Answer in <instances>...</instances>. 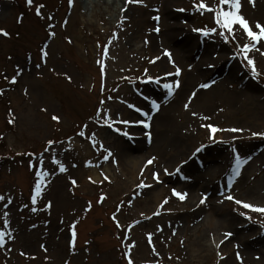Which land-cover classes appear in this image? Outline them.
<instances>
[{
	"label": "rangeland",
	"instance_id": "374dc122",
	"mask_svg": "<svg viewBox=\"0 0 264 264\" xmlns=\"http://www.w3.org/2000/svg\"><path fill=\"white\" fill-rule=\"evenodd\" d=\"M216 2L218 0H206L209 5ZM121 3L116 7L114 0H74L70 6L69 0H33L34 5L29 7L26 0H0V29L10 33L8 38L0 36V89L4 90L0 95V136L3 137L0 139V195L6 197L0 202V230H4L2 213L8 211L11 224L7 230L12 233L5 237L6 246L0 247V264H128L123 260L122 250L133 242L135 247L130 248L133 264H228V260L240 264L237 252L243 264H264V227H261L264 216L225 200L222 191L212 195L203 189L198 184L205 182L201 179L205 178L204 169L199 170L194 162L181 169L189 179L180 181L179 175L163 173L164 167L173 172L178 164L189 160L196 148L213 144L209 139L210 129L202 124L243 129L242 132L215 134L216 139L224 142L208 148L207 154L202 156L207 167L205 174H215L213 182L229 174L235 167L231 149H238L241 159H247V163L241 165L244 177L235 189L224 193L264 206V137L252 135V132H264V41L257 45L260 51L254 49L249 53L260 73L259 77H253L242 55L231 58L235 55L236 41L225 43L219 36L204 38L192 31L194 27L215 28L216 25L210 13L193 14L191 0H177L172 4L177 19H169L191 37L194 50L191 52L189 48L190 53L177 52L173 43L163 41L161 33L152 30L159 26L160 20L152 21L147 35L143 31L134 36L137 30L133 22L149 10V3L144 0L146 7L132 3L124 7L126 11ZM241 3V12L250 25L254 26L257 21L264 24V0H256L255 7L247 0ZM40 4L45 5L44 18L35 14ZM150 8V17L158 15L164 19L161 9ZM180 8L187 11H177ZM48 16H52V20ZM50 24L55 27H49ZM162 29L164 32V27ZM53 31L55 37L49 35ZM152 36L157 42L151 43L150 50L146 41ZM237 39L241 44L248 42L241 32H237ZM44 45H48L47 63L41 59L40 49ZM164 49L172 52L176 64L183 69L180 87L175 100L163 104L159 113H152L153 129L149 132L154 140L150 143L148 131L134 127L140 139L133 141V146L128 142L131 139L115 136L109 127L100 124L109 112L115 120L133 118L122 101L140 102L136 95L143 90L137 87L134 90L133 86L136 81L147 78L145 70L152 77L174 72L168 57L163 55ZM156 56L162 58L155 64L150 63ZM102 64L106 65V76L101 72ZM217 64L234 66L235 75L220 74L217 83L199 90L185 110L192 91L199 84L209 82L207 79L211 76L206 74L213 69L208 65ZM5 76L9 79L5 80ZM13 76L17 78L14 85L10 83ZM68 76L72 77L71 82ZM235 77L238 81L233 79ZM175 79L168 76L161 82L171 83ZM250 85L259 90L254 96ZM203 94L205 102L199 100ZM101 101L105 103L101 105ZM101 107L104 112L97 124L93 117ZM193 112L199 115L194 117ZM10 113L15 116V124H9ZM54 115L61 118L60 123L52 119ZM202 116L211 119L202 120ZM84 124H88L86 136L95 132L97 141L112 151L113 156L108 161L103 160L105 153L99 146L93 148L89 139L77 135ZM122 125L117 123L115 127L129 133L132 127ZM133 125L137 123L134 121ZM48 140L58 142L51 151L68 171L60 173L58 166L50 163L51 152L46 153L45 170L51 175L46 178L42 197L34 205L31 197L36 169L29 164L36 157L28 154L43 152ZM129 148L134 157L141 159L137 171L129 166L128 154L123 152ZM151 156H156L157 162L140 176ZM160 156H167L168 162ZM88 161L98 166L88 167ZM152 172H160L162 183L153 180ZM101 173L111 182L104 180ZM70 179H75L77 185L73 186ZM141 180L152 187L138 188ZM173 188L188 192V198L181 202L173 197ZM201 194L209 197L203 205H199ZM101 195L106 196L103 204L98 203ZM169 197V203L159 209L160 203ZM7 198H11L12 203L4 209ZM49 201L52 207L46 210ZM89 201L92 207L87 211ZM121 201L124 206L117 213ZM33 208L37 211H32ZM157 210L161 214L152 215ZM210 212L218 222L213 230L206 225ZM239 212L251 215L254 222L245 220ZM113 213H117L123 227H117ZM148 216L151 219L145 218ZM137 220L139 224H135ZM74 223L77 235L73 248L69 234ZM133 224L135 227H131ZM129 228L132 238L124 246L121 229L127 232ZM224 229L227 231L221 234L231 232L233 235L224 238L223 244L219 241L217 251L211 250L209 244L215 243L216 231ZM149 233L153 234L154 244L146 240ZM22 252L25 255H21ZM221 255L226 258L221 259Z\"/></svg>",
	"mask_w": 264,
	"mask_h": 264
},
{
	"label": "snow or ice",
	"instance_id": "6c2138e0",
	"mask_svg": "<svg viewBox=\"0 0 264 264\" xmlns=\"http://www.w3.org/2000/svg\"><path fill=\"white\" fill-rule=\"evenodd\" d=\"M27 4L29 7H31L33 5V0H26ZM126 2L128 4H132V3H138V4H142L143 6H147L144 3V0H126ZM192 2V9L191 11L193 12V14H199L201 16H203L205 13H210L212 14L213 17V21L214 24L216 25L215 28H208L207 26H205V28L201 29L198 27H194L192 29V31L196 32L199 36H202L204 38H209L212 36H219L220 38L223 39V41L225 43H231L232 41H236L237 44V48L235 50V55L233 57H231L232 59H237L238 57H241L243 60L247 61V66H250V71L253 77H259L260 73L257 70L256 67V63L254 58L249 56V53L252 52L254 49L257 51H260V49L257 47V45H260L262 41H264V24H261L259 21L255 22L254 26L250 25L249 20L245 18V16L242 14L241 9H242V3L241 0H218V2L209 5L208 3H206V0H191ZM247 2L249 4H251L253 7H255V3L256 0H247ZM74 3V0H69V5L71 6ZM45 7L44 4H40L39 6L36 7L35 9V14L41 18H44V14L42 12V9ZM126 11V9H124ZM156 11H159L158 9H156ZM177 11H187V9L184 8H180L177 9ZM49 20H52V16H48L47 17ZM154 20H156L157 22L160 20V17L154 16L153 17ZM123 22V21H121ZM65 24H67V21L64 22ZM236 26H239V28H237ZM49 27L54 28L55 25L50 24ZM254 28L256 30H254ZM258 30V31H257ZM153 31H155L156 33L160 32V28L159 26H156ZM237 32H241L242 35H244L247 39V43L241 44L240 41L237 39ZM49 35L51 37H55L56 33L55 31L50 32ZM0 36L3 37H9L10 33L4 29H0ZM71 42V41H69ZM148 41H146L147 43ZM48 49V45H44L41 49V59L43 60L44 63H47V58L49 56V51ZM106 54V53H105ZM262 54H264V52H262ZM163 55L168 57L169 63L173 66L174 68V72H169V73H165L164 77H152L150 75H148L147 70H145V77H147L146 79H143L141 82L148 84V83H154L156 85H161L162 88L165 90V96L168 98H171L174 94L175 91L180 87V80L179 77L182 75L183 69L176 64L175 60L173 59V55L172 52L168 49H164L163 51ZM162 57L161 56H156L154 58H152L150 60V63L155 64L157 61H159ZM99 63V61H98ZM40 65L38 64L37 67H39ZM106 65H101V72L102 74H104L106 76V73L104 72ZM208 67H214V65H208ZM188 70H191V65H189ZM19 74V71H18ZM168 76H174L176 77V79L171 82H164L163 84H161V81L163 79H166V77ZM68 80L71 82L72 77L68 76L67 77ZM9 78L7 76H5V80H8ZM131 82V81H130ZM11 84H16L17 83V78L15 76H13L10 80ZM215 83V81H212L211 83L209 82H204L199 84L198 88L194 91H192V93L190 94L188 101L185 103L184 108L185 110H188V108L190 107L192 101L196 98L197 96V92L201 89H208L210 87H212V85ZM103 91V89H102ZM4 94V90L0 89V95ZM141 95H143L141 93ZM109 99H111V97H109ZM143 99L145 101L149 102L150 105V109L149 111H144L143 108L138 107L136 104L134 103H128L127 101H122V103H126L127 107L130 109H133L135 112L139 113L142 117H144V119L142 120H137L135 121V123L137 124H142L143 127L145 129H148L151 127L150 121L152 119V113L154 112H158L161 108V104L157 102V99H152L150 97V95H143ZM105 102L101 101V105H103ZM103 107L99 108L95 114V116L93 117V120L97 123L100 124V120L102 118L103 115ZM192 115L194 117L198 116L199 114L196 112H193ZM11 119H9V124H15V116L13 114L10 113ZM202 120H210L211 117L208 116H202L200 117ZM52 119L54 121H56L57 123H60V117L59 116H53ZM117 123L120 124H124V125H130L133 123V121L131 120H115L112 118L110 112L107 116L103 117V124H100L101 127L103 126H107L109 128H114L116 132L121 133L122 135H124L125 137H128L129 139H131L132 137L130 136V134L127 131H121V129L119 127H115V125ZM202 127L208 128L210 129L211 135L209 137V139L213 142H218V143H223V141H217L216 140V133L217 132H223V131H228V132H242L243 129H238V128H230V129H221L219 127H216L212 124H202ZM88 128V124H84L83 128L77 133L78 136L81 137H85L86 139L90 140L91 146L93 148H96L97 146H99V149L101 151H103L105 154L103 156V160L104 161H108L112 156L113 153L110 149L105 148L104 144L102 142H98L96 139V133L93 132L91 133L90 136H86V130ZM149 142H151V133L148 132L146 133ZM253 136H259V137H264V132H252ZM0 139H3L2 136H0ZM57 141L56 140H48L47 141V145L44 149L43 152H41L40 154H34V153H29V156H35L36 160L35 161H30V168L36 169L34 175L36 177L35 183H34V195H32L31 197V201L32 204H36L38 198H41L43 195V191L46 188V178L49 177L51 175V173L47 170H45V154L46 153H50L51 155L49 157L50 163L52 165H56L58 166V171L60 173H65L68 171V168L66 167V165L61 162L58 158L55 152H52L51 150L54 148L55 145H57ZM60 144H63L64 141H59ZM204 147H207V145H203L201 147H198L195 149L194 153L192 154L193 158L196 154L200 153ZM18 155H22L21 153H18ZM234 160H235V167H233L231 169V175L227 178V183L225 185L226 188H228L229 190L231 189L234 180L236 177H238L240 175V171H241V165L247 163V159H241V156L239 155L238 152L234 153ZM155 162H157V157L156 156H151L149 159H147L146 163L143 166V169L140 172V176H144L145 174V170H147L149 168V166L153 165ZM118 163V162H117ZM189 163V160H184L181 164H178L173 172H170L169 169L167 167L163 168V173L166 175H177L181 173V169L184 167V165H187ZM76 165H73V167H75ZM86 166L88 167H97L98 165H94L91 161H88L86 163ZM101 175L104 176V180L111 182L110 178L104 174L101 173ZM153 180H155L157 183H162L161 181V174L160 172H152L151 173ZM184 179H189L188 177H184ZM89 180L92 183H96V181L92 180L91 177H89ZM70 183L73 186L77 185V181L75 179H70ZM101 183H103V181H101ZM138 188H150L152 187L151 184H145V182L143 180L140 181V183L137 185ZM188 192L186 191H178L176 188L172 189V196L178 198L181 202L185 201L188 198ZM221 195L224 196L225 200L228 201H234V203L238 206H241L243 209H247L250 210L252 213H259L262 216H264V206H256L253 205L251 203L242 201L240 199H236L233 195L231 194H225L224 192L221 193ZM169 198H166L162 201V203H160L159 205V209H163L165 205H167L169 203ZM207 195L206 194H201V199L199 200V205H203L206 203L207 201ZM106 199L105 195H101L100 199L98 200V203L103 204L104 200ZM6 200V197L4 195H0V202H3ZM12 203L11 198H7V202L3 204V208L7 209L8 206ZM221 203H223V200L221 201ZM198 205V206H199ZM124 206V202L121 201L120 205L117 206V213L120 212L122 210ZM129 206L131 205V202H129ZM27 207V205L25 206ZM52 207L51 202L49 201V203L45 206V209H50ZM92 207L91 201L88 202V207H87V211H90ZM32 211H37L36 208H33ZM117 213H113L112 219L114 221H116L117 227H123L119 220L117 219ZM160 211H154L152 215L156 216V215H160ZM240 216L244 217L245 220L247 221H253V218L251 215H247L245 212H239L238 213ZM9 212L8 211H4L2 213V216L4 217L3 219V225H4V230H0V247H5L6 246V236H11L12 233L10 231H8V226H10L11 221L9 218ZM141 215L143 216L144 214L141 213ZM146 219H151L150 216L145 217ZM254 222V221H253ZM76 223H79V221H77ZM76 223L72 224L71 227V235H72V245L73 248L75 247V239H76ZM140 221L137 220L135 222V224H139ZM135 224H133L131 227H135ZM261 227H264V222L261 223ZM131 229L129 228V231ZM162 230V229H161ZM173 235H175V233L173 232ZM233 235V233L231 232H227L224 234V238H230ZM152 237L153 234L149 233L147 236V239L149 241V243H152ZM14 239V236L12 237ZM221 244L224 243V240L220 241ZM219 247V245H217ZM43 247V246H42ZM131 247H135V243L133 242V244L131 245ZM238 247V246H237ZM47 249H45L46 251ZM9 251H11V249H9ZM153 251L155 252V246L153 245ZM158 254V253H157ZM21 255H25V253H21ZM126 255L128 256V264H133V261L131 259V249H129L128 253H126ZM237 258L240 260V264H243V259L242 257H240L239 253H236ZM34 258V257H33ZM226 257H224L223 255H221V259H225Z\"/></svg>",
	"mask_w": 264,
	"mask_h": 264
},
{
	"label": "bare ground",
	"instance_id": "6f19581e",
	"mask_svg": "<svg viewBox=\"0 0 264 264\" xmlns=\"http://www.w3.org/2000/svg\"><path fill=\"white\" fill-rule=\"evenodd\" d=\"M120 2H122L121 3L122 4V6H121L122 9H124V7L128 5L126 0H114V5L117 7V5ZM147 2L149 3L148 4L149 10L151 9L150 8V6H151L152 8L161 9L162 13L164 14V19L162 20V27H164V32H162L161 35H160V36L164 37L163 41L165 40L167 43H173L174 47L177 49V52L180 51V50L181 51L182 50H186V53H190V49L189 48H192L191 52H193L194 47H192L193 44L190 42L189 38H191V37L188 36L189 34L181 32V30L179 29V27L176 26V24H172L169 21V19H172L174 17H175V20L177 19L176 15L173 13L174 10L171 7L172 4L177 2V0H147ZM149 10H147V12L139 15L135 19V21L133 22L134 23V27L137 30V33L134 34V36H137L138 34L143 33V31H144V35L148 34L147 31L152 26V21H153L152 17H150V15H149V13H150ZM152 30H153V27H152ZM156 39L157 38H155V36H152V38L149 40L150 41V44H149L150 50H152L151 49L152 44H156V42H157ZM199 72H201V71H199ZM253 98H256V96L253 97ZM199 100L200 101L203 100V102H205L207 99H205V96L203 94L199 98ZM157 139H158V137H157ZM120 150H121V148H120ZM129 151H131V149L123 151V152L128 154L129 166H131L134 171H137L141 167V159L134 157ZM160 157H162V156H160ZM162 159H163L164 162H168L167 161V159H168L167 156H163ZM217 224H218V222L216 221V218L214 217V213L210 212L208 214L207 220H206L207 227H209L211 230H213V229H216L218 227ZM222 231H227V230L224 229V230L216 231V233L214 235L215 236V239H214L215 243L214 244H212V243L209 244V247L211 248V250L217 249L218 248L217 245H219L218 242L221 241V240H224V235L220 233ZM226 245H228V244H226ZM193 251H194V249H193ZM215 251H217V250H215ZM226 262H228V264H232L229 260L226 261Z\"/></svg>",
	"mask_w": 264,
	"mask_h": 264
}]
</instances>
